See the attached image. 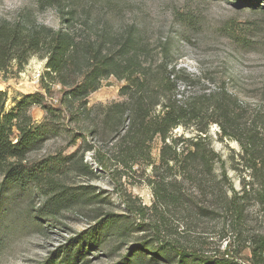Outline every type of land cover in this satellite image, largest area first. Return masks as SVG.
<instances>
[{"label":"trees","instance_id":"16d2710c","mask_svg":"<svg viewBox=\"0 0 264 264\" xmlns=\"http://www.w3.org/2000/svg\"><path fill=\"white\" fill-rule=\"evenodd\" d=\"M44 1L37 0V4L43 5ZM51 1L56 7L63 3ZM252 1L254 8L261 7L259 0ZM90 15L75 27L73 11L63 10L56 29L0 21V69L12 60L21 67L29 56L40 55L46 61L44 77L62 86L60 104L68 109L74 104L85 108V99L104 79L114 76L125 80L119 89L121 100L104 107L106 125L117 124L114 140H118L120 157L99 160L95 156V160L109 171L118 189L122 188L121 175L116 168L109 169L110 162L142 170L152 202L147 206L120 192L127 216L103 212L101 193L94 187L58 183L68 169L66 158H28L52 129L51 118L58 109L45 104V94L37 92L23 95L6 112V93L0 91L3 182L32 183L44 197L40 218L56 222L61 211L74 208L84 211L92 222L51 252L42 264H80L111 238L123 240L135 230H147L151 237L136 238L120 264H135L143 254L150 255V259L175 260V264H229L224 256L218 258L201 251L199 240L184 237L188 227L214 218L224 220L236 237H245L251 264H264V232L245 228L251 214L264 217V77L257 82L260 93L252 92L247 99L227 87V80H236L232 76L214 82L212 89L182 91L181 82L189 86L199 77L170 64L169 43H162L159 52L153 54L140 27L130 24L115 28L111 20L98 23ZM228 31L231 38L239 41L234 30ZM240 37L241 43L247 41ZM43 88L46 94L50 92L48 82ZM32 105L45 111L43 122H35L28 114ZM211 124L218 127L221 140L229 138L239 146L232 161L245 172L239 180L240 188L234 186L225 161L211 143ZM179 127L191 128L194 134H176ZM155 140L160 142L157 159L152 156ZM130 216L137 221L135 226ZM173 216L181 221V232Z\"/></svg>","mask_w":264,"mask_h":264},{"label":"rangeland","instance_id":"374dc122","mask_svg":"<svg viewBox=\"0 0 264 264\" xmlns=\"http://www.w3.org/2000/svg\"><path fill=\"white\" fill-rule=\"evenodd\" d=\"M17 0H0V21L9 20L25 25H45L58 28L60 12L73 11V24L79 27L90 13L96 21L104 23L111 20L115 28L135 24L144 32V39L150 45L152 53H158L162 43H169L172 51L170 64L186 69L187 73L199 77V81L185 86L180 83V90L196 92L214 88V82L223 77L236 78L227 80V87L237 90L246 98L252 92L259 94V81L264 77V0H259L261 7L254 8L252 0H63L60 7L46 0L38 5L37 0H23V7L16 8ZM101 25V23H100ZM234 30V40L228 33ZM233 33V34H234ZM246 42L241 43V37ZM155 58V57H154ZM45 59L40 55H31L18 67L16 61H8L0 69V91L6 93L5 111L13 108L23 95L32 93L45 94V104L58 109L51 118L52 129L47 132L43 142L30 154V160H40L47 156L58 155L67 163L68 169L59 177L58 183L67 186L90 185L100 192L99 200L103 212L114 211L127 216L120 192L135 197L144 205L152 202L150 187L144 182L143 171L135 165L121 167L117 162H110L109 169H117L121 175L122 188H116L108 170L102 169L95 160L104 157H120L118 140H114L116 125L104 121V107L121 100L120 87L125 80L110 76L101 82L100 87L85 99L86 107L77 105L66 108L60 104L62 86L44 77ZM44 70L39 82L33 81L35 70ZM209 78V80H208ZM234 78V79H235ZM48 82L50 92L45 93L44 83ZM185 86V87H184ZM247 99V98H246ZM28 114L37 122L46 118L45 111L32 105ZM176 134L191 136V128L179 127ZM211 143L222 156L228 175L236 188L244 174L241 166L235 165L238 144L229 138L220 139L218 127H209ZM115 136V137H114ZM160 142L155 140L152 156L157 159ZM149 168L145 170L147 173ZM93 172V174L90 173ZM42 197L30 182L7 184L0 174V264H42L57 247L70 237L87 228L92 222L90 216L79 209L69 208L61 211L58 221L40 218ZM133 226L137 221L129 217ZM178 232L182 230L181 221L173 216ZM219 218L203 219L188 227V236L199 240L201 251L214 257H225L229 264H251L250 253L245 237L238 238ZM246 230L264 232V217L251 214L246 223ZM148 238L147 230H135L123 240L111 238L105 247L91 251L80 264H120L135 245L136 238ZM167 259H150L143 254L135 264H175Z\"/></svg>","mask_w":264,"mask_h":264},{"label":"built area","instance_id":"2783aa9c","mask_svg":"<svg viewBox=\"0 0 264 264\" xmlns=\"http://www.w3.org/2000/svg\"><path fill=\"white\" fill-rule=\"evenodd\" d=\"M44 70H47V68H45ZM44 70H41V71H40V69L35 70L36 72H35V74H33V81L34 82L37 83V82L40 81L41 76H42Z\"/></svg>","mask_w":264,"mask_h":264},{"label":"clouds","instance_id":"9594fccd","mask_svg":"<svg viewBox=\"0 0 264 264\" xmlns=\"http://www.w3.org/2000/svg\"><path fill=\"white\" fill-rule=\"evenodd\" d=\"M23 7V0H17V3H16V8L19 9ZM5 19L9 20V22H12L14 23L15 22V19L13 16H8V17H5Z\"/></svg>","mask_w":264,"mask_h":264}]
</instances>
